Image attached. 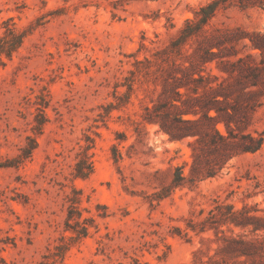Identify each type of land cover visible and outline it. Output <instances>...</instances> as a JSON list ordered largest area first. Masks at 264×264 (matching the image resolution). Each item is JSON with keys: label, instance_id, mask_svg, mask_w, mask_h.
<instances>
[{"label": "rangeland", "instance_id": "obj_1", "mask_svg": "<svg viewBox=\"0 0 264 264\" xmlns=\"http://www.w3.org/2000/svg\"><path fill=\"white\" fill-rule=\"evenodd\" d=\"M211 1L0 0V264H262L264 246L243 263L216 253L223 242L197 225L217 202L264 215L254 211L264 210V144L176 187V168L187 163L189 173L191 139L171 142L143 121L205 38L264 33V6H231L171 51ZM246 42L221 48L235 60L254 53ZM195 68L225 76L215 61ZM260 102L249 130L264 132Z\"/></svg>", "mask_w": 264, "mask_h": 264}, {"label": "trees", "instance_id": "obj_2", "mask_svg": "<svg viewBox=\"0 0 264 264\" xmlns=\"http://www.w3.org/2000/svg\"><path fill=\"white\" fill-rule=\"evenodd\" d=\"M231 6L242 9L263 7L264 0H212L201 6L195 19L187 20L185 27L178 31L171 43V51L178 50L189 38L197 35L220 9L225 10ZM18 38L17 45L20 44L21 35ZM245 40L247 42L243 46L254 53L232 60L230 57H236L237 52L221 48L224 41ZM199 50L201 53H198ZM3 51V44H0V55ZM192 54L195 62H190L184 68L183 77L173 83L165 82L158 101L152 107H146L143 115V121L157 125L169 141L191 139L187 143L191 150L189 173L187 176L183 174L187 163L176 168L173 179L176 187L187 181L194 183L214 177L234 157L255 154L264 144V132L249 130L250 113L261 106L260 98L264 97V66L258 67L255 61V57L259 56L264 64V33L221 32L205 38ZM223 57L228 58L217 60ZM214 61L216 68L225 76L213 75L210 71L202 75L196 71L195 65H207ZM195 73L196 78L193 77ZM214 81L217 84L212 85ZM187 82L194 83V87L188 88ZM200 87L203 90H198ZM181 88L183 92L179 90ZM219 125L223 126L224 133L219 131ZM217 203L209 211L208 217L197 225L199 232L213 229L215 241L223 242L216 253L243 258V263L247 262L256 253L257 245L264 246V215L252 214V208L246 204L236 209L233 204ZM254 211L264 212L256 207ZM224 224L248 229L249 233L262 232L263 236L245 240L240 235H226L220 229ZM260 251L261 263L264 264V251Z\"/></svg>", "mask_w": 264, "mask_h": 264}]
</instances>
